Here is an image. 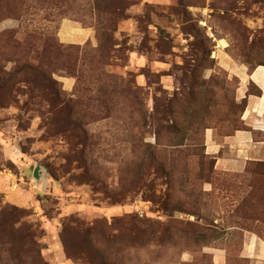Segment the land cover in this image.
Masks as SVG:
<instances>
[{
	"label": "rangeland",
	"instance_id": "rangeland-1",
	"mask_svg": "<svg viewBox=\"0 0 264 264\" xmlns=\"http://www.w3.org/2000/svg\"><path fill=\"white\" fill-rule=\"evenodd\" d=\"M261 65L264 0H0V264H245L264 151L216 158Z\"/></svg>",
	"mask_w": 264,
	"mask_h": 264
},
{
	"label": "crops",
	"instance_id": "crops-1",
	"mask_svg": "<svg viewBox=\"0 0 264 264\" xmlns=\"http://www.w3.org/2000/svg\"><path fill=\"white\" fill-rule=\"evenodd\" d=\"M70 30L72 39L76 38L80 43L89 39L90 32L86 29L66 28ZM239 78L241 82H251L259 90V95L247 94L245 87L239 90L240 97L246 100L245 118L251 131L238 132L224 140V148L227 154L218 157L216 154L219 148L208 145V154L217 156L216 167L224 171H241L247 161L256 159L263 154L264 148L261 141H254L252 133L260 131L264 124V71L253 70L251 73L240 70ZM224 251H215L212 257L213 264H231ZM245 264H264V240L253 235H245L242 247L236 256Z\"/></svg>",
	"mask_w": 264,
	"mask_h": 264
},
{
	"label": "water",
	"instance_id": "water-1",
	"mask_svg": "<svg viewBox=\"0 0 264 264\" xmlns=\"http://www.w3.org/2000/svg\"><path fill=\"white\" fill-rule=\"evenodd\" d=\"M33 178L37 181V183L41 182V180H44L43 179V176H42V170L40 167H36L34 168L33 170Z\"/></svg>",
	"mask_w": 264,
	"mask_h": 264
},
{
	"label": "trees",
	"instance_id": "trees-1",
	"mask_svg": "<svg viewBox=\"0 0 264 264\" xmlns=\"http://www.w3.org/2000/svg\"><path fill=\"white\" fill-rule=\"evenodd\" d=\"M261 66H264V65H261ZM255 69V68H254ZM254 69H252V70H250V72L249 73H251Z\"/></svg>",
	"mask_w": 264,
	"mask_h": 264
}]
</instances>
